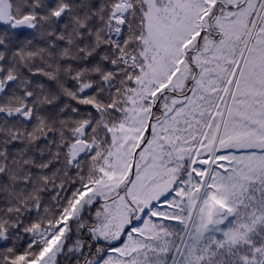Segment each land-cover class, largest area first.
I'll return each mask as SVG.
<instances>
[{
    "label": "snow or ice",
    "instance_id": "1",
    "mask_svg": "<svg viewBox=\"0 0 264 264\" xmlns=\"http://www.w3.org/2000/svg\"><path fill=\"white\" fill-rule=\"evenodd\" d=\"M0 264H264V0H0Z\"/></svg>",
    "mask_w": 264,
    "mask_h": 264
}]
</instances>
